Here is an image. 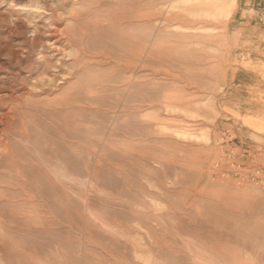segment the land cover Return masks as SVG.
<instances>
[{
  "label": "rangeland",
  "instance_id": "obj_1",
  "mask_svg": "<svg viewBox=\"0 0 264 264\" xmlns=\"http://www.w3.org/2000/svg\"><path fill=\"white\" fill-rule=\"evenodd\" d=\"M260 110L264 0H0V264H264Z\"/></svg>",
  "mask_w": 264,
  "mask_h": 264
},
{
  "label": "crops",
  "instance_id": "obj_2",
  "mask_svg": "<svg viewBox=\"0 0 264 264\" xmlns=\"http://www.w3.org/2000/svg\"><path fill=\"white\" fill-rule=\"evenodd\" d=\"M243 119L246 125L253 129L252 132L259 135L264 140V112L260 110L259 113H249L245 115Z\"/></svg>",
  "mask_w": 264,
  "mask_h": 264
},
{
  "label": "built area",
  "instance_id": "obj_3",
  "mask_svg": "<svg viewBox=\"0 0 264 264\" xmlns=\"http://www.w3.org/2000/svg\"><path fill=\"white\" fill-rule=\"evenodd\" d=\"M215 167L218 168V169L220 168L219 162H217V163L215 164Z\"/></svg>",
  "mask_w": 264,
  "mask_h": 264
}]
</instances>
